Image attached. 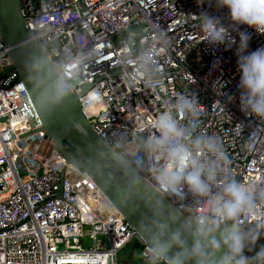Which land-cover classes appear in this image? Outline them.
<instances>
[{
	"label": "built area",
	"instance_id": "1",
	"mask_svg": "<svg viewBox=\"0 0 264 264\" xmlns=\"http://www.w3.org/2000/svg\"><path fill=\"white\" fill-rule=\"evenodd\" d=\"M19 2L33 39L70 80L93 130L112 149L122 152L166 102L194 91L201 129L222 141L226 170L243 182L264 183V130L240 109L239 36L233 33L231 49L210 46L192 16L207 11L227 26L226 8H202L196 0ZM160 30L166 44L156 42ZM240 30L251 36L248 52L264 47V35L247 25ZM146 78H155L156 87H145ZM86 84L92 88L81 96ZM134 243L145 264L146 242L45 137L0 36V264H119L120 252Z\"/></svg>",
	"mask_w": 264,
	"mask_h": 264
},
{
	"label": "clouds",
	"instance_id": "2",
	"mask_svg": "<svg viewBox=\"0 0 264 264\" xmlns=\"http://www.w3.org/2000/svg\"><path fill=\"white\" fill-rule=\"evenodd\" d=\"M196 2L228 10L227 26L207 11L192 16L210 46L231 49L233 33L239 36L240 109L264 130V47L248 52L251 36L240 30L247 25L264 35V0ZM154 36L167 43L163 30ZM25 75L41 111L55 110L71 94L70 80L42 53L25 61ZM129 83L135 80L129 77ZM156 85L155 78L144 80L147 88ZM201 116L197 94L178 93L122 152L99 158L102 183L113 204L137 217L147 244L145 264H264V183L243 182L226 170L222 141L203 132ZM74 127L86 134L79 122Z\"/></svg>",
	"mask_w": 264,
	"mask_h": 264
},
{
	"label": "water",
	"instance_id": "3",
	"mask_svg": "<svg viewBox=\"0 0 264 264\" xmlns=\"http://www.w3.org/2000/svg\"><path fill=\"white\" fill-rule=\"evenodd\" d=\"M0 36L9 55L13 60L20 79L25 84L35 110L42 123L45 137L53 141L57 153L78 169L86 172L97 184L99 189L111 201V191L102 183L101 174L98 169L100 157L108 158L110 152L115 151L95 133L90 121L87 119L79 103V96L71 91L70 96L64 104L53 111H41L34 102V92L29 87L25 75V61L36 53H42L47 57L52 66H56L49 59V51L39 41L33 39V33L27 28L26 19L23 16L19 0H0ZM92 85L86 84L82 87L81 96L86 95ZM2 119L1 121H5ZM79 122L86 129V134H81L74 127ZM66 145L74 150V153L66 148ZM105 169L110 165L105 164ZM112 202V201H111ZM124 215L132 228L138 232L136 227L137 217H130L122 208L113 204ZM144 240V239H143ZM145 241V240H144ZM146 242V241H145ZM264 243V241H259Z\"/></svg>",
	"mask_w": 264,
	"mask_h": 264
},
{
	"label": "rangeland",
	"instance_id": "4",
	"mask_svg": "<svg viewBox=\"0 0 264 264\" xmlns=\"http://www.w3.org/2000/svg\"><path fill=\"white\" fill-rule=\"evenodd\" d=\"M135 251L132 244L122 250L118 256L119 264H141L140 259L135 257Z\"/></svg>",
	"mask_w": 264,
	"mask_h": 264
},
{
	"label": "trees",
	"instance_id": "5",
	"mask_svg": "<svg viewBox=\"0 0 264 264\" xmlns=\"http://www.w3.org/2000/svg\"><path fill=\"white\" fill-rule=\"evenodd\" d=\"M68 150L71 151L72 153H74V150L71 147H69ZM138 247H139L138 244H136V243L133 244L134 250L137 249V251H138ZM136 253H137V255L135 257L139 259L138 252H136Z\"/></svg>",
	"mask_w": 264,
	"mask_h": 264
},
{
	"label": "bare ground",
	"instance_id": "6",
	"mask_svg": "<svg viewBox=\"0 0 264 264\" xmlns=\"http://www.w3.org/2000/svg\"><path fill=\"white\" fill-rule=\"evenodd\" d=\"M97 111V108H91V112H96Z\"/></svg>",
	"mask_w": 264,
	"mask_h": 264
},
{
	"label": "crops",
	"instance_id": "7",
	"mask_svg": "<svg viewBox=\"0 0 264 264\" xmlns=\"http://www.w3.org/2000/svg\"><path fill=\"white\" fill-rule=\"evenodd\" d=\"M133 264V263H132Z\"/></svg>",
	"mask_w": 264,
	"mask_h": 264
}]
</instances>
